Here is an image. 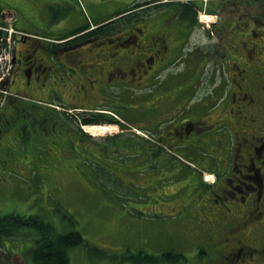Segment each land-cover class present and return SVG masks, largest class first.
I'll return each instance as SVG.
<instances>
[{
	"label": "rangeland",
	"instance_id": "374dc122",
	"mask_svg": "<svg viewBox=\"0 0 264 264\" xmlns=\"http://www.w3.org/2000/svg\"><path fill=\"white\" fill-rule=\"evenodd\" d=\"M27 1L28 4L33 3L31 0ZM50 1L52 0L46 3ZM55 1L58 3L56 8L51 7L52 5L43 8V11L45 9L47 12L44 13L45 16L49 17L48 23L36 30L40 35L50 38L67 36L78 28L91 26L95 22V17L91 19V13L93 14L96 8L104 17H113L136 3H149L152 0ZM14 2L21 4L24 1L0 0L3 8L14 7ZM181 2H189V0H181ZM237 2L236 8H244V5L250 8L252 6L264 8V2L256 0H237ZM203 4L206 5L203 8L219 9L220 7L219 1L204 0ZM168 15V12H165L156 18L151 16L148 20L149 24L141 29L144 30L145 35L138 37L142 44L148 45L158 34L166 37V44L177 45V51L171 57L174 61L173 66H169L168 71L161 72L163 75L158 80L164 83L167 78L164 74L174 75V71L180 74L184 72L185 65L182 61L186 54L208 43L207 38L197 30L189 36L187 42L177 40L182 33H179V26L175 25ZM224 15L220 19L217 15L211 22L221 20ZM201 16L211 18L210 14L201 12L198 16V25L206 27L211 24V22H202ZM60 19L63 23L59 26ZM158 20L161 24L154 27L153 22ZM117 23L115 26H122L124 21ZM115 26L113 25V28ZM32 28L35 29V26ZM126 30H130L131 34ZM126 30L117 32L116 36L110 38L112 41L105 40V46L102 48L101 44L102 50L98 53L95 50L90 53L92 55L90 58L97 60L92 64V69L96 73L94 77L98 78L102 71L109 68L105 62H107L106 58H111L112 53H128L136 49L135 44L130 42L123 44L117 40L118 35L133 34L131 28ZM104 33L108 31L101 34L98 32V36L95 34L79 39L90 38L89 42H91L92 39L98 38V42H101ZM36 53L38 58L43 55L40 50ZM103 53L106 56H103ZM81 57L84 60L85 55ZM123 57L124 54L118 58L123 61ZM64 59L65 57H61L62 61ZM57 65V70L63 75L58 79L57 76L52 75V79L45 83L44 91L27 94L39 103L24 98L20 93L0 87V112L4 110L3 106H6L8 96H13V101L17 98L19 100L8 103V108L12 109L16 104L18 111L27 118L23 121L12 116L14 120L7 121L3 126L0 124V216L11 214L26 218L37 216L52 224L57 233H64L72 228L77 230L82 236L83 243L68 250L70 264H144L130 261L128 258L139 252L158 256L166 251L179 254L180 259L177 262L157 264H216L212 255L200 248L199 240H184L176 237V234L181 235V231L178 230L183 231L186 218L184 214L179 215L181 211L177 213L171 206L167 207L174 200L168 198L167 196L170 195L167 194L176 191L167 189L171 186L169 182L177 177L178 186H184L190 176L187 174L188 170L182 171V167L179 166L173 168L172 173L159 171L160 176L155 174L156 170H151L149 167L142 170L143 166L136 165L139 159L135 154L137 135L128 128L121 130L119 126L108 124L84 126L83 132L87 137L78 142V136H74L73 129L81 127L79 122L76 119H68L64 123L62 120L50 119L56 118L53 109L57 111L63 109L60 108L61 106L57 107L59 105L56 103H52L50 109L46 107V103L40 102L48 99L47 93L52 88L53 92L50 95L52 101L58 97L55 89L60 92L65 105L70 106L71 109L74 107L81 111L104 109L116 114L119 119L128 121L130 118L133 119L137 107L136 95L139 92L132 89L126 94L121 90L110 88L106 95L99 93L101 89L97 87L98 91L94 92L93 89L80 91V87L86 84L87 76L78 69L74 73L73 68ZM5 74L0 75L3 78L1 84L9 80L10 74L7 76ZM120 74L122 75L120 77L113 75L111 81H126L127 77L123 76L122 72ZM101 77L100 80H103V76ZM128 77L131 75L129 74ZM208 78L209 73L203 79L204 84ZM127 84L128 82H125L122 85L127 86ZM143 104L146 102L144 101ZM71 112H68L70 117L72 114H77L73 110ZM30 114H33V120H30ZM57 115L60 118L59 113ZM64 128L71 136H68L66 131L64 134L60 132V129ZM72 137L76 140L74 141ZM112 137L115 139L112 140ZM106 138L111 140L105 141ZM161 158L169 160L174 157L163 155ZM161 158L159 156L156 164L163 163ZM112 159L115 162H111ZM147 160H150V157ZM172 174L173 178L170 176ZM203 178H206L208 183L212 181L208 174H204ZM176 195L177 193H174L171 196ZM182 197L175 198L176 201L183 202L181 205L176 204L175 209L189 203L191 197L189 199ZM199 202H194L193 206H198ZM69 216H73L76 220L75 226L69 223ZM174 217L177 220H172ZM192 221L191 217L190 222ZM24 233L31 234L35 238L34 230H25ZM33 238L29 236L28 240L24 241L21 239L4 241L1 244L0 261L10 259L8 264H33L31 256L35 246Z\"/></svg>",
	"mask_w": 264,
	"mask_h": 264
},
{
	"label": "flooded vegetation",
	"instance_id": "af4514ba",
	"mask_svg": "<svg viewBox=\"0 0 264 264\" xmlns=\"http://www.w3.org/2000/svg\"><path fill=\"white\" fill-rule=\"evenodd\" d=\"M194 1L196 22L192 26L181 21L178 8L167 10L168 17L182 33L177 40L185 43L197 30L208 43L186 54L182 61L184 72L164 74L166 83L156 80L163 75L161 72L173 66L171 57L177 45L166 44V37L158 34L148 45L142 44L138 37L145 35L141 30L144 25L132 32L134 36L129 33L117 38L121 42H137L139 47L129 53L114 52L109 60L103 57L109 67L101 72L103 80L101 76H93L96 73L92 64L97 60L90 58V53L101 51L100 45L105 46V41L67 40L55 49L53 56L48 48L29 41L30 49L13 60L4 86L30 99L27 94L44 91L52 75L57 79L63 75L57 70L59 64L87 76L80 91L94 92L96 87L102 94L111 87L138 91L135 121L132 119L131 123L141 133L136 144L139 165L148 164L157 171L156 175L159 171L172 173L179 166L190 174L181 188L173 184L168 187L179 189L178 196L184 191L186 199L191 197L180 208L171 205L186 218L183 231L178 230L182 237L178 236L201 241L200 248L209 252L216 264H264V8L246 5L236 8L237 0H209L219 1V9L200 8L199 0ZM201 12L210 14L211 20L225 15L219 21L209 20L211 24L206 28L198 25ZM159 24L158 20L153 26ZM36 50L45 57L38 58ZM123 54L121 61L118 57ZM61 57H65L64 61ZM120 72L127 80L112 82L113 75L122 76ZM125 82L127 86L122 85ZM54 91L58 101L65 105L60 92ZM52 92L50 88L48 99ZM142 139L148 141L146 146L142 145ZM158 155L181 156L192 164L184 161L175 165L172 158L156 164L158 159L153 157ZM204 174L212 181H204ZM170 176L173 178V174ZM176 191L167 197L173 198L171 195ZM196 201H200L198 206H193Z\"/></svg>",
	"mask_w": 264,
	"mask_h": 264
},
{
	"label": "trees",
	"instance_id": "16d2710c",
	"mask_svg": "<svg viewBox=\"0 0 264 264\" xmlns=\"http://www.w3.org/2000/svg\"><path fill=\"white\" fill-rule=\"evenodd\" d=\"M192 1H194V0H189V2H186V3L180 2L179 0H168V2H163V0H152L149 3H147V2L136 3V4L132 5L131 8H127V9L119 12L118 14L114 15L113 17H110L111 20H113V19L114 20L111 21L110 23H108L107 25H105L102 28L103 30L102 29L101 30H95L93 32L85 34L84 32L89 29V26H87V27L80 28V29L74 31L73 33H71L70 36L62 37L60 40L66 39L67 37H71V36H77L80 34H81V37H79V38H85V37H89V36L95 35V34L98 36L99 35V34H97L98 32L101 34L102 32L108 31V33L103 34L102 40L103 41H105V40L112 41L110 38L116 36L117 32H119L120 30H123L121 28H124V30L131 28L132 31L134 32V31H136L135 28L139 27V25H142V26L148 25L149 24L148 20L151 16L155 15L154 18H156L157 17L156 15L161 10H165V12H167V10H171V8H178V10L180 11L181 21H188L190 23V25L192 26L194 24L195 16H196V12H195L196 5ZM121 15H123V16L119 17ZM121 20L124 21V24L122 26H118V27L115 26L118 24L117 22H119ZM153 23L155 24L157 22L154 21ZM113 25L115 26V28H113ZM126 31L128 33L131 32L130 30H126ZM187 32H188V30L186 31V35H187ZM183 35H184V33H183ZM120 37H122V35L117 36L118 39H121ZM97 41H99V39ZM127 42H130V41H124L121 43L126 44ZM132 44H135V47H137V46L139 47V44H137V42H134ZM58 46H56V47H58ZM56 47H55V49H56ZM18 100H19L18 98L15 99L14 101L12 98H9V97L7 98L6 106H3L4 110L2 112H0V124H1V126H3L5 123H7V121L9 122L11 120H14V118L12 116H14V117L16 116L15 118L26 121V119H27L26 116L22 115V113H20L18 111L16 104L14 105V107H12V109L8 108V106H7V104L10 103L11 101L17 102ZM43 102H45L47 105H51L52 103L53 104L56 103L59 105L57 107L61 106L60 108L63 109L62 111H57V109H53L54 114H55L54 117H56V118H50L52 120L53 119L58 120V121L62 120V122L64 123V121H67L68 119H70V120L76 119L79 122L78 123L79 126L115 124V125H118L121 128V130H124L125 128H127L126 126L117 122L113 118H107V120H105L102 118L103 116L94 115V114L91 115L90 112L89 113L88 112H78V113L76 112L77 114H72V117H70L68 115V112L69 111L71 112V110L74 108H72V109L68 108L70 106H65L64 104L60 103L57 99L55 101H52L50 98V99L45 100ZM47 105H46V107L50 108ZM101 107H103V106H101ZM96 108H98V107H96ZM50 109H52V108H50ZM93 110H98V109H93ZM90 111H92V109ZM57 113H59L60 118L57 117L58 116ZM17 116H20V117L18 118ZM29 118H30V120H33V114H30ZM3 120H5V122ZM63 126H65V124ZM64 131H66L65 133L69 134L68 136H71V134L68 133L66 128L60 129V132L63 134H64ZM42 134H44V133H42ZM73 134H74V136H78V142H80L81 139H85L87 137L85 135V133L81 130L80 127L78 129H73ZM117 137H119V136H116V138ZM112 138H113L112 140L115 139L114 137H112ZM72 139L74 141L76 140L75 137H72ZM110 140H111V138H108V139L106 138L105 141H110ZM141 142H142V145H144V146H146L148 144V141L144 140V139H142ZM135 146H136V144H135ZM133 155H135V154H133ZM159 156L161 158V155H158V156L153 157V159H159ZM172 160H174V158H172ZM111 162H115V160L112 159ZM176 163H177V160L173 161V164H176ZM136 165H138V164H136ZM147 165H144V166H147ZM143 168H146V167H143ZM178 187L181 188L180 186H178ZM178 190L179 189H177V191ZM177 191H176V193H177ZM180 193H181V190H180ZM182 196H184V197H182ZM181 197L185 198L184 191H183V194L181 196H178V195L173 196L174 200H173L172 204L176 205L177 203L178 204L183 203L182 201H176L175 200V198L181 199ZM172 204H169V205L171 206ZM68 218H69V223L72 226H75L77 222L74 219V217L69 216ZM170 222H173V221H170ZM25 230H34L36 233L35 238H33V236L31 234L24 233ZM29 236L33 238L34 243H35V246L32 249L33 251H31L33 264H70L69 257H68V250L83 243V239H82L81 234L77 230H75L74 228H72L71 230L64 232V233H57V232H55V229L52 226V224L42 220L40 217H37V216H31L28 218L13 215V214L6 215V216H0V252L2 250L1 244H3L4 241L15 240V239H21L24 241V240H28ZM179 236L182 237V235H179ZM179 236H177V234H176V237H179ZM190 239H193V238H190ZM179 259H180L179 254H177L173 251H166V252H163L161 255H158V256H153V255H149V254L139 252V253H136V254H134L128 258V260H130V261H133L136 263H144V264H157L159 262H162V263H164V262H177ZM212 259L214 260V258H212ZM9 260L10 259H8L6 261H2V259H1L2 263L0 261V264H8L7 262Z\"/></svg>",
	"mask_w": 264,
	"mask_h": 264
},
{
	"label": "crops",
	"instance_id": "0c3cea01",
	"mask_svg": "<svg viewBox=\"0 0 264 264\" xmlns=\"http://www.w3.org/2000/svg\"><path fill=\"white\" fill-rule=\"evenodd\" d=\"M26 4L19 3V2H14V7H9V8H3L2 4H0V9H5L12 11L15 16V22H14V27L15 29L25 32L27 34H32V35H38L41 36L39 33H37V28L42 27L48 23L49 17L48 15L45 16L44 13H47L43 8H48V5H52L51 7H56L57 6V1L52 0L50 3H46L48 0H31L33 3H27L29 1L27 0H22ZM30 1V2H31ZM7 6V5H6ZM94 19V23H98L100 21L107 20L109 17H104L101 13L100 10L97 8L94 10L93 14L91 13V19ZM68 20V19H66ZM62 19L59 21V26L62 24ZM35 26V29L32 28ZM23 43L21 41L17 42L16 47H15V57L19 58L20 53L23 51Z\"/></svg>",
	"mask_w": 264,
	"mask_h": 264
},
{
	"label": "built area",
	"instance_id": "2783aa9c",
	"mask_svg": "<svg viewBox=\"0 0 264 264\" xmlns=\"http://www.w3.org/2000/svg\"><path fill=\"white\" fill-rule=\"evenodd\" d=\"M11 20H12V16L11 15H7V21H11ZM1 31L8 32L9 34L12 32L11 29L4 28V27L0 26V32ZM5 59H6V56L0 55V61H3Z\"/></svg>",
	"mask_w": 264,
	"mask_h": 264
},
{
	"label": "bare ground",
	"instance_id": "6f19581e",
	"mask_svg": "<svg viewBox=\"0 0 264 264\" xmlns=\"http://www.w3.org/2000/svg\"><path fill=\"white\" fill-rule=\"evenodd\" d=\"M201 20H202L203 22H206V23H208V21H209V20H211V19H210V18H206V17L202 16V17H201Z\"/></svg>",
	"mask_w": 264,
	"mask_h": 264
}]
</instances>
